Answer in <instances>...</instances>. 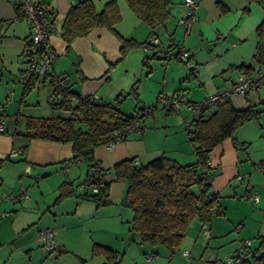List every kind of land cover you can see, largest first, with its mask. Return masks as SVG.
<instances>
[{
    "label": "crops",
    "instance_id": "crops-1",
    "mask_svg": "<svg viewBox=\"0 0 264 264\" xmlns=\"http://www.w3.org/2000/svg\"><path fill=\"white\" fill-rule=\"evenodd\" d=\"M33 1L45 3L54 12V30L48 38L54 52L50 71L62 76L63 84L70 85L80 95L94 96L100 101H115L118 107L128 98L125 93L135 81L139 85L140 102L148 97L155 96L156 99L159 95L177 92H184L190 101H201L219 89H230L241 73L235 67L250 62L255 53L258 40L255 30L264 16V0H199L196 18L185 26L179 23V18L185 9L186 0H171L170 17L163 26L150 33L149 28L130 10L125 0H115L120 20L114 29L119 35L136 41H150L152 36H157L165 46L176 48L181 45L191 51L195 72L180 60L161 58L150 45L130 50L123 60L106 72L109 65L120 57V41L116 35L104 27H95L87 35L74 38L67 48L60 36V26L73 0ZM107 1L109 0H94L95 9L100 10ZM29 33L28 23L22 17L17 18L15 7L6 0H0V104L3 105L0 118H3L5 127L0 132V211H13L1 213L4 216H0V224H4V218L8 217L10 231L17 235L24 234L34 223V226H38L42 217L50 214V205L54 206L44 198L42 191L37 194L30 187L29 196L21 195L23 189L20 187H24L25 182L22 181L17 188L20 181L18 176L26 175L28 180L40 182L42 176L50 175L58 191V185L63 180H70L79 186L87 171V162L84 160L64 164L72 157L70 143L38 138L29 140L24 155L20 152L6 159L10 150H18L27 142L23 135L26 117L50 116L26 110L29 106L28 97L20 102L22 88L18 87V83L26 74L23 50L29 40ZM146 57L147 66H144L142 60ZM249 93L246 96L231 95V104L236 109L253 104V95L258 94L259 89ZM143 103L141 105L145 107ZM183 108L173 112L159 111L160 126L154 122L145 125L147 119L144 117L140 121L141 131L129 133L124 140L112 147L102 144L93 150L94 159L104 170L105 181L109 182L108 204L114 207L123 205L125 184L115 179L113 171V165L118 161L134 157L138 163L145 164L165 155L180 163V155L186 150L190 152V157L186 163L181 164L196 160L191 142L187 145L181 133V125L186 127L188 121L191 124L195 114ZM156 112L151 113L152 117ZM171 113L174 125H179L174 132L164 129L168 127L167 120L170 118L166 114ZM174 133L180 138L175 137L174 140ZM240 154L238 145H234L230 139H225L211 150L209 163L213 172L212 190L218 196L225 185H232V181L243 179L239 178L244 176L239 169L240 163L245 159ZM247 171L249 169L245 168V172ZM78 177L82 178L75 183ZM8 180H13L14 188L6 194L3 184ZM25 191L28 192L27 187ZM66 198L72 200L71 204H76V210L83 201L90 200L76 198L74 195L64 199L67 200ZM220 207L222 208L221 205ZM53 214L55 218L57 213Z\"/></svg>",
    "mask_w": 264,
    "mask_h": 264
},
{
    "label": "trees",
    "instance_id": "trees-1",
    "mask_svg": "<svg viewBox=\"0 0 264 264\" xmlns=\"http://www.w3.org/2000/svg\"><path fill=\"white\" fill-rule=\"evenodd\" d=\"M125 1L130 10L149 28L150 33L163 26L170 17L171 0ZM15 10L17 18L22 17L19 7H15ZM53 15L52 10V20ZM119 20L120 12L115 0L105 2L100 10L95 9L94 0H73L61 23L60 36L69 48L74 38L87 35L92 28L104 27L112 32L120 41V57L109 65L106 71L109 72L130 50L149 45L154 47L151 40L136 41L119 35L114 29ZM255 31L258 40L251 61L235 67L248 75L264 69V16ZM29 44L30 38L26 46ZM142 64L147 66V57L142 60ZM39 76L30 74L26 81L21 80L23 87L20 102L25 101ZM42 77L50 87L48 102L51 108L65 110L67 115L26 117L23 135L27 142L20 147L21 154H25L29 140L33 138L70 143L72 157L63 163L86 161L87 171L79 187L85 181L89 184L99 183L98 192L89 193L88 190L81 189L82 192L77 193L72 181L63 180L58 185L55 202L74 195L93 200L98 206L108 204L109 182L105 181L104 170L94 159L93 150L110 142L114 131L125 129L134 119H138V127L129 133L141 131V119L151 114L154 109L150 105L140 106L138 81L125 93L135 100V115H129L123 112L115 101H100L93 96L80 95L72 90L70 85L63 84L62 76L50 70ZM115 100L118 102V97ZM144 111L146 112L143 113ZM258 114L252 104L243 109H236L228 98L209 112L201 111L195 115L192 126L187 128L196 157L194 162L181 164L175 159L161 155L145 164H140L134 157H130L113 165L115 179L125 184L122 202L131 210L130 229L133 234L139 236L140 243L161 244L173 250L179 245L192 219H197L199 226L201 223L209 226L214 215L222 214L219 196L212 190L210 152L225 139H230L237 145L234 136L236 128L247 121L257 119ZM8 158L9 154L6 156V159ZM93 252L103 253L107 257H112L114 253L111 248L96 243L93 244ZM231 260L236 264H264V235L259 236L258 244L254 248L250 249L249 244L242 243L241 248L232 253Z\"/></svg>",
    "mask_w": 264,
    "mask_h": 264
},
{
    "label": "rangeland",
    "instance_id": "rangeland-1",
    "mask_svg": "<svg viewBox=\"0 0 264 264\" xmlns=\"http://www.w3.org/2000/svg\"><path fill=\"white\" fill-rule=\"evenodd\" d=\"M18 87H23L22 82L18 83ZM49 89L47 80L39 76L31 94L27 96L29 106L26 110H34L43 115L66 116L65 110L51 108L47 101ZM258 89L259 93L253 95L252 102L254 110L259 113L258 118L243 123L234 132L240 155L245 159L240 163L239 169L244 174V179L232 181V185H225L220 191L218 201L224 212L212 217L208 233L203 234L198 220L194 218L188 224L177 248L170 250L161 244H142L139 236L130 229L131 210L125 205L98 206L95 201L88 200L83 201L76 210V204L72 203V206L70 199L63 198L55 202L58 191L50 175L42 176L41 181L36 182L20 173L17 188L23 181L25 186L20 189L27 187L26 196H29L30 189L37 194L42 191L44 198L54 206L50 205V214L44 215L38 226H34V223L20 235L10 231L7 224L9 218H4V224H0V264H236L227 259L241 247L242 242L248 240L251 249L257 246L259 236L264 235V84ZM252 92L253 90L249 94ZM154 98L155 96L141 99L140 106L142 102L146 107L152 105L156 100ZM37 101L39 104H36ZM119 108L126 114L135 115V100L128 96ZM154 111H157L154 117L151 114L144 116L147 119L145 125L153 122L157 126L161 125L159 111L165 110L158 106ZM166 115L173 116L172 113ZM173 117L168 118V127L164 128L168 132H174L179 126L174 125ZM189 126H192L189 121L186 127L181 125V133L187 145L190 142L187 133ZM175 134L177 133H174V140L180 138ZM180 157V163H186L190 152L186 150ZM245 168L249 171L245 172ZM81 178H76L74 182L78 183ZM13 186V180H8L3 184V191L7 194ZM75 186L77 193L82 192L77 184ZM249 194H257L258 200L248 199ZM5 211L13 212L11 209H4L0 214ZM53 213H57L55 218ZM3 216L4 214L1 217ZM47 226L53 230L58 245L53 251L46 250L44 241L38 236V232L47 229ZM94 243L111 248L114 251L112 257L93 252ZM184 250L189 251V257L182 255ZM149 255H152L151 260L147 259Z\"/></svg>",
    "mask_w": 264,
    "mask_h": 264
},
{
    "label": "built area",
    "instance_id": "built-area-1",
    "mask_svg": "<svg viewBox=\"0 0 264 264\" xmlns=\"http://www.w3.org/2000/svg\"><path fill=\"white\" fill-rule=\"evenodd\" d=\"M14 7H19L22 18L28 23L30 27V44L23 50V64L25 66L26 74L21 78L26 81L30 74L44 75L52 67L54 52L51 49L48 38L54 30V23L52 18V8L45 3H36L33 0H6ZM199 0H186L184 2L185 9L182 16L179 18V23L188 25L190 21L196 18V11L199 6ZM151 43L154 45L155 52L162 56L165 60L177 59L184 62L194 73L195 64L191 58V51L181 45L176 48L170 45L165 46L160 43L157 36L151 37ZM264 84V69H261L253 74L240 73L230 89H219L214 93L207 95L201 101H190L184 92H177L172 95H160L156 98L154 103L150 105L151 108L156 109L160 106L164 110H178L182 107L192 111L195 115L201 111L209 112L213 107L220 102L227 100L233 94L244 95L245 93L259 88ZM94 97V96H93ZM97 99L96 97H94ZM3 105L0 104V112ZM144 111L143 113H145ZM3 118H0V132L5 130ZM264 125V124H263ZM138 127V119H134L132 124L123 130H116L113 132V138L110 142L105 144L107 147H112L115 143L122 140V138ZM21 152L18 150H10L9 155L13 156ZM92 171H90L91 173ZM244 178V176H239ZM97 184H89L85 181L80 185L83 190H88L89 193L98 192ZM21 195L26 196V191L23 189ZM248 199L252 201L258 200L257 194H249ZM203 234L208 233V225L206 223L200 224ZM38 236L44 241V248L48 251H53L58 248L54 239L52 229H45L38 232ZM244 245L249 244V241H243ZM241 248V247H240ZM182 255L189 257V251H182ZM148 260L152 259V255L147 257ZM231 261V257L227 259Z\"/></svg>",
    "mask_w": 264,
    "mask_h": 264
}]
</instances>
